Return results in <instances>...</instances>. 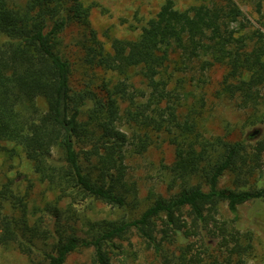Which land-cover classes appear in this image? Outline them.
I'll use <instances>...</instances> for the list:
<instances>
[{"label": "trees", "instance_id": "trees-1", "mask_svg": "<svg viewBox=\"0 0 264 264\" xmlns=\"http://www.w3.org/2000/svg\"><path fill=\"white\" fill-rule=\"evenodd\" d=\"M197 1L180 10L166 0L134 38L114 37L107 48L83 0H0V141L13 145L5 153L22 150L51 195L43 205L50 222L38 207L29 209L28 195L17 193L13 180L0 185V247L17 250L29 264H65L86 249L84 264H114L120 240L132 232L162 264H246L253 233L240 227L238 207L264 203V187L250 186L263 163L264 136L251 142L205 134L194 116L180 112L174 90L195 64L201 71L218 67L220 95L241 108L259 104L264 11L258 8L259 26L251 27L236 0ZM69 44L86 68L79 87L72 84ZM99 70L117 78H99ZM135 76L144 88L134 86ZM124 123L136 126L133 141ZM158 132L174 147L168 170L176 190L151 194L135 217H90L86 211L96 202L137 204L127 146L143 154ZM225 174L231 187L219 186ZM251 216L264 233V214Z\"/></svg>", "mask_w": 264, "mask_h": 264}, {"label": "rangeland", "instance_id": "rangeland-1", "mask_svg": "<svg viewBox=\"0 0 264 264\" xmlns=\"http://www.w3.org/2000/svg\"><path fill=\"white\" fill-rule=\"evenodd\" d=\"M25 0H16L22 3ZM166 0H83L86 6L90 7V23L96 31L98 38L108 48L114 37L134 38L141 26L147 19L152 17ZM176 8L182 10L191 5L198 4L197 0H172ZM244 14L251 22V27L259 26V12L264 11V0H236ZM75 28L68 30L69 35L75 33ZM70 36L65 39L66 43H71ZM4 37H0V41ZM71 59H75V71L72 77V84L81 86V82L87 78L86 68L80 63L78 49L69 44ZM204 74V76H200ZM191 74L185 75L186 82L176 86L174 93L180 96L182 106L180 112L187 113L195 117L201 125V130L207 135L227 134L231 139L247 138L253 142L264 136V95L259 104L251 107L241 108L235 99H230L218 93L219 82L222 69L213 67L212 69L201 71L198 64ZM97 75L117 78L116 75L99 70ZM133 75V73H132ZM180 77L182 74L179 75ZM200 76V77H199ZM193 77V78H190ZM203 79V81L199 80ZM99 80V79H98ZM175 79L171 82L174 87ZM131 81V80H130ZM135 87L144 88V84L139 76H135L131 81ZM132 90V89H131ZM44 105L42 100H39ZM134 125L124 123L121 128L131 135L135 132ZM256 131V132H255ZM255 132V133H254ZM152 145L143 154L132 152L133 145L127 146L126 165L127 180L134 182L137 195V204L129 203L124 208L110 207L100 202L93 204L86 213L92 218H115L119 216L135 217L152 200L151 194L168 195L176 190V186L171 188L170 184L173 174L169 172L168 166L174 159V147L169 143L166 133H153ZM135 142L137 139L134 140ZM4 148L12 149L13 145L0 141V185L13 180L15 191L19 194L28 195V207H38V214L44 216L46 221L51 222L49 211H43L44 201L50 199L51 195L45 186L35 180L30 161L25 157L20 148L10 154L5 153ZM130 150V151H129ZM264 187V155L260 171L252 178L250 186ZM221 187H231L229 176L225 174L219 181ZM150 194V195H149ZM42 209V211H39ZM222 217L230 220L231 213L226 205L221 206ZM43 212V214H42ZM256 213L264 214V203L249 201L238 207L239 224L242 230H251L253 233L252 252L247 256L246 264H264V233L253 226L254 221L261 224L254 216ZM50 217V218H49ZM199 248V245H195ZM90 249L81 250L70 254L65 264H84L89 256ZM113 255L114 264H162L156 259L153 252L132 232L127 234L124 240H120ZM0 264H29L27 257L17 250L0 247Z\"/></svg>", "mask_w": 264, "mask_h": 264}, {"label": "water", "instance_id": "water-1", "mask_svg": "<svg viewBox=\"0 0 264 264\" xmlns=\"http://www.w3.org/2000/svg\"><path fill=\"white\" fill-rule=\"evenodd\" d=\"M255 132H256V131H255ZM255 132H254V133H255Z\"/></svg>", "mask_w": 264, "mask_h": 264}]
</instances>
